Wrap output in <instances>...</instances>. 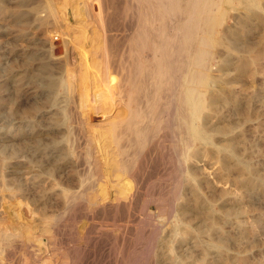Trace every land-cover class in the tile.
I'll return each instance as SVG.
<instances>
[{
	"label": "rangeland",
	"instance_id": "1",
	"mask_svg": "<svg viewBox=\"0 0 264 264\" xmlns=\"http://www.w3.org/2000/svg\"><path fill=\"white\" fill-rule=\"evenodd\" d=\"M228 1L203 35L198 140L184 102L158 100L140 0H0V264H264V0ZM41 61L47 78H31ZM231 153L252 163L251 190Z\"/></svg>",
	"mask_w": 264,
	"mask_h": 264
},
{
	"label": "bare ground",
	"instance_id": "2",
	"mask_svg": "<svg viewBox=\"0 0 264 264\" xmlns=\"http://www.w3.org/2000/svg\"><path fill=\"white\" fill-rule=\"evenodd\" d=\"M220 1H222V0H220ZM140 3L145 8H148L151 11L150 12L151 14H147L146 13L147 11L145 13H143L144 15L141 18L142 19L141 24H142L143 28L137 34H138L141 42H144L143 48H145V47L149 48L150 47L152 50V53L154 55V62H153L154 65H153V69H151L149 71V78L153 80L154 89L156 91V95L158 96V100L163 98V96H164L163 93H164V91H166V89H170V91H173L172 92V103H173L175 110L178 109L179 104L181 102H184V104L188 108L187 109L188 112L185 115V122H186L187 128L189 130L190 136L192 138L198 139V140L199 139L200 140L207 139V133H206L207 129L205 128V126H203V125L198 126L196 124V120L198 119V117L200 115V111H201L200 96H199L200 92L196 88V85H198V86L203 85L206 83L207 80L204 77V75L197 72L196 68L202 64V59H204L203 57L205 56V54L207 55V51H206L207 49L204 48L205 43H203L206 37H203V35L207 36L209 34V32L211 31V29L213 28V26L217 22V19H212V15L214 14V10H213L212 6L216 5V0H140ZM218 4H220V2H218ZM216 6H218V5H216ZM172 12L174 14H176V13L181 14L183 12L186 14L183 17H181L182 14L178 15L177 19L179 22L176 21L177 22L176 27L178 29H181L183 27H186L188 29L187 32L183 35V37H180V38L174 37V36L170 35V33L167 30L169 28V24H172V23H169V21H168L169 19H172L169 16L170 13H172ZM154 20L156 22L158 21V24L156 25L154 30H151L148 27V25H149L150 21H154ZM222 20H223V18H222ZM139 26H140V24H139ZM146 27H148V28H146ZM200 34H202V35H200ZM227 35H228V33H227ZM178 39L181 40V44L180 45L174 44V42L178 41ZM214 42H216V41H214ZM32 54H34V53H32ZM32 54L29 53L28 56L34 57V56H32ZM183 54H187L189 56L190 60L186 61L183 58ZM38 57H40V56H38ZM205 60H206V58H205ZM144 61H146V60H144ZM38 66H39L38 73L31 75V78L36 79V80H41L42 78H45L47 76L46 73H47L48 66L43 61H41ZM138 66H140V64ZM140 67H137V68H139L140 73H142V66H140ZM146 70H148V68ZM66 76H67V74H66ZM147 79H148V77H147ZM149 80H147V81H149ZM42 82H44L45 86H47V87L48 86L50 87L52 85V82L49 79L42 81ZM131 82L133 84L131 86H134V83H133L134 80H131ZM40 83H41V81H40ZM148 83L149 82H147V84ZM178 88H180V91H178ZM149 94L146 93V96H149ZM128 96H129V94H128ZM140 99H141V97H140ZM138 101H137V103H138ZM226 101H227V97H225L224 95L219 94V95L212 96L211 103L209 106L211 109V113L216 112V110H214V105L216 103H219V102L223 103ZM201 102H202V100H201ZM131 105H133V104H131ZM150 108H151V110L148 111L150 118L155 119V120L161 118V114H162V111L164 109V107L162 106L161 103L158 102V103L154 104L153 106H151ZM127 112H128L127 115L130 118H133V117L138 115V111H136L135 109L131 110V111H127ZM113 113H111V114L113 115ZM117 117H118V115H117ZM121 117L123 120V116H121ZM121 117H119V118H121ZM119 118H117V119H119ZM113 119H115V118H113ZM208 119H209V115H206L205 120L207 121ZM130 120L132 122L131 128H133L134 130H140L141 129L140 123H136L137 122L136 121L135 124L133 125L132 119H130ZM87 122L89 123V121H87ZM120 123L121 122H119V124ZM198 124H200V123H198ZM205 124H207V123H205ZM93 127H95V126H93ZM112 127L113 126H111V128ZM98 128H101V126L100 127L98 126ZM98 128H97V130H98ZM93 129H96V128H93ZM112 129H114V128H112ZM112 129L110 131L111 137H112V132H113ZM97 130L95 133L99 132L101 129L99 131H97ZM108 130H110V129H108ZM125 130H124V132H125ZM143 130H145V129H143ZM215 130L217 132L221 133L224 137L223 147L226 148L227 146L228 147L233 146L234 139L232 136L229 135V129L225 128V126L224 127L218 126L215 128ZM94 131L95 130H93V132ZM91 133H92V131H91ZM99 134H97V135L94 134V135H96L95 137L98 136V141L100 140V137H101V136H99ZM120 134H122V132H120ZM91 135H90V137H94V135H92V136ZM113 136H116L117 141L120 138V136H119V138L117 137V134L114 135V132H113ZM111 139H110V142L112 143L113 137ZM101 142H102V140H101ZM116 142H114V143H116ZM102 143H104V142H102ZM118 146L120 147L121 145H118ZM118 146L117 147L114 146V147H116L118 149ZM104 149H105V147H104ZM35 151H37V149ZM107 155H108V153H107ZM231 158H234L235 163H236V168L240 172H246L247 173V174L243 173L242 176L238 177L237 181H238L240 187L247 189V190L250 189L251 180H252L253 175L255 174V169L252 167V163H250L249 161L240 159L239 157L234 155V153H231L230 157H229V155L224 157V159H223L224 163H227V160L231 159ZM116 160H118V159H116ZM105 163H107V162H105ZM110 165H112V164H110ZM34 176H35V174H32L33 179H34ZM260 177H261V175L259 176V178ZM209 226L211 228L214 227L210 223L208 224V227ZM28 232H27V234H28ZM4 238H5V236H4ZM218 246H220V245L218 244Z\"/></svg>",
	"mask_w": 264,
	"mask_h": 264
}]
</instances>
